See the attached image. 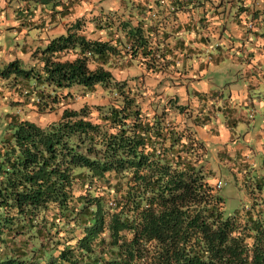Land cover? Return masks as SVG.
<instances>
[{
  "label": "trees",
  "instance_id": "16d2710c",
  "mask_svg": "<svg viewBox=\"0 0 264 264\" xmlns=\"http://www.w3.org/2000/svg\"><path fill=\"white\" fill-rule=\"evenodd\" d=\"M78 1L56 3L51 19ZM212 3L133 0L126 14L96 18L106 38L86 34L78 16L32 52L29 67L15 58L0 70V96L15 106L0 138V264H264V170L246 173L251 166L237 153L242 178L231 172L249 202L224 214L225 181L216 185L194 128L220 113L228 127L238 119L224 99L217 103L222 90L193 88V107L166 94L148 112L137 96L152 91L144 76L113 73L136 59L147 75L170 81L189 74L195 58L200 67L218 60L222 51L207 47ZM99 86L109 101L93 109L64 106L46 123L19 110L50 111L72 88Z\"/></svg>",
  "mask_w": 264,
  "mask_h": 264
},
{
  "label": "rangeland",
  "instance_id": "374dc122",
  "mask_svg": "<svg viewBox=\"0 0 264 264\" xmlns=\"http://www.w3.org/2000/svg\"><path fill=\"white\" fill-rule=\"evenodd\" d=\"M27 1L26 5L25 0H0V70L15 58L20 60L21 66L29 67L33 64L32 52L36 48H44L48 39L65 33L66 23L74 21L78 16H83L87 20L86 34L106 38L107 33L104 29H94L96 18L108 16L107 12L126 14L129 9H134L133 0H89L87 5L81 8L76 6L74 12L68 14L60 15L59 11H56L55 17L51 19L55 4L66 0ZM27 7L36 10L34 16L27 13ZM216 42L213 43L216 45L210 49V52L217 55L222 51V56L218 60L211 61L212 63L208 67L209 70L204 76L205 82L196 79L186 81L185 84L184 80L187 77H184L185 75L181 73H178L179 77L175 75L170 81L164 75L159 74L156 77L147 75L136 59H133V63L124 68L114 66L113 73L115 77L120 79L125 77L130 82H132L130 77L136 81L139 80L140 76H144L141 78L142 85L150 86L152 91L148 89L143 93L138 91L137 96L148 112L153 111L157 99L161 98L163 100L166 94L168 97L177 95L181 102L190 100L188 103L193 107L196 104V100L192 99L193 96L190 97L193 88L203 89V87H208V80H210L212 88L222 90L224 95L227 96L228 90L225 85L232 76L236 77L232 68L228 66L229 62L234 60L227 54L229 51L227 43L220 40L221 47H217L218 43ZM201 55L204 56L203 60H207L208 57L204 53H201ZM68 56L72 55L69 54ZM235 61L238 62V60ZM136 76L139 78L136 79ZM4 81L5 78L0 76V86ZM244 81L248 84V80ZM260 85L259 92L258 87L256 90H254V87L249 88L251 95L258 97V95L264 93V81ZM72 90H74V95H69L62 104L53 110L39 112L29 107H20L19 110L30 119L46 123L57 119L64 106L79 108L87 105L93 109L95 105L109 101L108 96L103 93L102 86H99L95 92L85 94H82V90L76 87ZM259 101H256L253 106L244 103L236 106L235 114L237 117L240 116L231 128L227 126L226 118L222 113L214 115L209 125L199 124L194 126L197 135L205 140L206 158L209 165L216 171V176L220 177L223 183L225 181L220 188V192L225 198L224 214L232 213L236 208L249 202V194L246 189L239 187V184H237L239 178L235 179L234 174L231 172L232 169H236L235 172L242 178V172L237 169L239 163L237 160H240L241 156L237 153L244 156L243 160L251 166L249 167L251 171L246 173L252 174L258 170H264V107L259 104ZM14 107L4 100V97L0 96V138L7 131L8 114L14 112ZM249 112L250 118H247L245 115H249ZM224 150H227L230 153H228V156L232 157L226 162L224 160L228 156L223 152Z\"/></svg>",
  "mask_w": 264,
  "mask_h": 264
},
{
  "label": "crops",
  "instance_id": "0c3cea01",
  "mask_svg": "<svg viewBox=\"0 0 264 264\" xmlns=\"http://www.w3.org/2000/svg\"><path fill=\"white\" fill-rule=\"evenodd\" d=\"M88 1L79 0L75 4L81 8L87 5ZM203 1L201 0L202 4ZM212 2L211 11H208L206 14L209 24L206 29L208 30L207 33H210V28H214L211 34L215 35L211 36L212 39L207 44L208 52L213 48L212 45H214L215 41L219 43L220 40L225 41L229 48L227 54L234 60L233 62H229L228 66L232 68V71L236 75V77L232 76L225 85L228 90V97L223 95V97L218 99L217 103L220 104L222 99H224L222 102L224 106H231L229 111L227 110L230 116L236 118L235 107L240 103L251 104L253 106L256 101L260 100L259 104L264 107V93L258 95V97H254L251 95L249 89L254 87V90H256L258 87L259 92L260 84L264 81V0H212ZM191 39L188 36V41ZM190 43H195L194 46L198 50L199 47L197 46L199 43ZM235 60H238V62ZM203 63L202 67H200L197 60H195L191 69V72L192 70L193 72L187 75L184 74V77H187L185 80L183 78L185 84L186 81L196 79L205 82L204 76L212 62ZM244 80H248V84ZM211 85V81L208 80V87H203V89L197 87V90L203 92L214 91L216 88H212ZM247 117L250 118V112Z\"/></svg>",
  "mask_w": 264,
  "mask_h": 264
},
{
  "label": "built area",
  "instance_id": "2783aa9c",
  "mask_svg": "<svg viewBox=\"0 0 264 264\" xmlns=\"http://www.w3.org/2000/svg\"><path fill=\"white\" fill-rule=\"evenodd\" d=\"M222 184H223V181H222L221 179H218L217 182H216V185H217V186H220V185H222Z\"/></svg>",
  "mask_w": 264,
  "mask_h": 264
}]
</instances>
